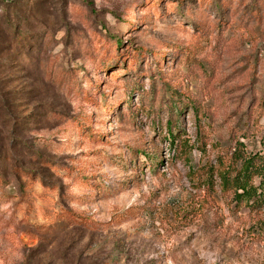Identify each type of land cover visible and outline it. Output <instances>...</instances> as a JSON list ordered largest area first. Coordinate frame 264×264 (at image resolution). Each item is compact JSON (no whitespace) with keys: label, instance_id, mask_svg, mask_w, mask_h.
Wrapping results in <instances>:
<instances>
[{"label":"rangeland","instance_id":"1","mask_svg":"<svg viewBox=\"0 0 264 264\" xmlns=\"http://www.w3.org/2000/svg\"><path fill=\"white\" fill-rule=\"evenodd\" d=\"M257 152L264 0H0V264H264Z\"/></svg>","mask_w":264,"mask_h":264},{"label":"trees","instance_id":"2","mask_svg":"<svg viewBox=\"0 0 264 264\" xmlns=\"http://www.w3.org/2000/svg\"><path fill=\"white\" fill-rule=\"evenodd\" d=\"M120 44L117 41V47ZM168 128L170 143L173 145L175 138L170 123ZM209 175L210 179L213 175L218 177L222 192L235 205L242 204L252 212L264 210V153L239 154L236 163L218 167L214 174L210 172Z\"/></svg>","mask_w":264,"mask_h":264}]
</instances>
